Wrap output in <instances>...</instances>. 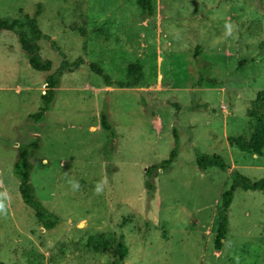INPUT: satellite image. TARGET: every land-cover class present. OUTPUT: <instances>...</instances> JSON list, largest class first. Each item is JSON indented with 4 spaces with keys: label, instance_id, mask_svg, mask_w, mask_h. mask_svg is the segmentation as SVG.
<instances>
[{
    "label": "rangeland",
    "instance_id": "rangeland-1",
    "mask_svg": "<svg viewBox=\"0 0 264 264\" xmlns=\"http://www.w3.org/2000/svg\"><path fill=\"white\" fill-rule=\"evenodd\" d=\"M148 8L136 0H0V18L36 21L39 56L50 62L47 73L32 70L16 35L0 32V264H109L111 250L93 249L99 239L124 245L123 264H264V191H234L214 252L229 172L195 164L196 155H216L250 181L264 178V150L255 156L227 144L250 136L246 112L264 98V0H150ZM75 60L51 110L29 119L44 77ZM131 62L143 80L130 89L105 87L89 68L116 82ZM102 113L109 131L99 127ZM32 142L39 148L29 153L30 182L55 218L50 229L23 204L12 174L17 147ZM173 148V162L151 175L148 199L145 170Z\"/></svg>",
    "mask_w": 264,
    "mask_h": 264
},
{
    "label": "trees",
    "instance_id": "trees-1",
    "mask_svg": "<svg viewBox=\"0 0 264 264\" xmlns=\"http://www.w3.org/2000/svg\"><path fill=\"white\" fill-rule=\"evenodd\" d=\"M149 3L150 0H136L137 7L143 11L149 9ZM3 31L12 32L16 35L20 51L25 55L28 66L32 70L42 73H47L49 71L50 62L41 60L39 56L37 42L44 36L38 29L37 23L34 19L22 18L13 20L0 18V32ZM197 51L198 46H196L194 51L195 56L198 53ZM78 65L79 60H75L72 65L62 62L60 68L55 73L44 77L46 88L40 95L41 107L36 113L28 115L29 119L37 122L43 118L44 114L51 110L55 101L56 89L59 85V77L63 73H72L78 68ZM89 68L102 78L105 87L113 86L118 89H130L137 87L143 80V74L137 62L128 63L125 67L124 80L116 82H112L110 78L95 65L90 64ZM246 113L251 119L253 125L250 136L247 139H243L242 137H228L227 144L229 147L235 148L241 153L259 156L264 150V98L255 100ZM99 127L103 131L110 130L107 116L103 113L100 114ZM38 148L39 144L37 142L18 146L15 161L12 165V174L17 180V190L23 204L31 209L35 218L41 223L44 229H50L55 224V218L35 201L34 190L30 182L31 166L28 159L29 153L31 151H37ZM175 157L176 150L173 148L166 160L160 164L146 168L144 173L146 176L144 188L148 199L151 197L154 188L150 180L152 177L151 175L158 171V169L164 170L167 168L173 162ZM195 164L201 171L205 170V168L214 167L229 172V184L227 188L221 192L216 205L217 224L213 239V249L214 252H219L222 247V241L227 233V210L232 201L234 191L236 189H242L243 191H264V178L250 181L233 169L229 170L230 167L216 155H196ZM93 249L96 251L99 249L111 250L112 259L109 264H123V258L127 254V250L121 242L109 239H99L95 241Z\"/></svg>",
    "mask_w": 264,
    "mask_h": 264
},
{
    "label": "clouds",
    "instance_id": "clouds-1",
    "mask_svg": "<svg viewBox=\"0 0 264 264\" xmlns=\"http://www.w3.org/2000/svg\"><path fill=\"white\" fill-rule=\"evenodd\" d=\"M232 34V26L231 25H226V35H231ZM70 183L72 184L73 189L78 188V182H73L70 181ZM95 192L97 194H100L102 192V184L101 183H97L95 186ZM7 211L6 205L5 203L0 200V214H5Z\"/></svg>",
    "mask_w": 264,
    "mask_h": 264
},
{
    "label": "crops",
    "instance_id": "crops-1",
    "mask_svg": "<svg viewBox=\"0 0 264 264\" xmlns=\"http://www.w3.org/2000/svg\"><path fill=\"white\" fill-rule=\"evenodd\" d=\"M3 32H8V31H3Z\"/></svg>",
    "mask_w": 264,
    "mask_h": 264
},
{
    "label": "water",
    "instance_id": "water-1",
    "mask_svg": "<svg viewBox=\"0 0 264 264\" xmlns=\"http://www.w3.org/2000/svg\"><path fill=\"white\" fill-rule=\"evenodd\" d=\"M141 55V54H140Z\"/></svg>",
    "mask_w": 264,
    "mask_h": 264
}]
</instances>
